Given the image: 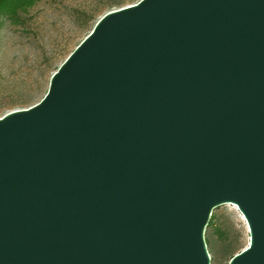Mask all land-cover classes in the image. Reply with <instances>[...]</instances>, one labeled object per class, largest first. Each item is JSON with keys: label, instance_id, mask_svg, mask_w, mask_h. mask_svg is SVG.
Here are the masks:
<instances>
[{"label": "water", "instance_id": "1", "mask_svg": "<svg viewBox=\"0 0 264 264\" xmlns=\"http://www.w3.org/2000/svg\"><path fill=\"white\" fill-rule=\"evenodd\" d=\"M227 204L264 264V0L109 11L0 118V264H211Z\"/></svg>", "mask_w": 264, "mask_h": 264}, {"label": "rangeland", "instance_id": "2", "mask_svg": "<svg viewBox=\"0 0 264 264\" xmlns=\"http://www.w3.org/2000/svg\"><path fill=\"white\" fill-rule=\"evenodd\" d=\"M38 0L16 26L9 20L0 32V118L28 108L46 94L52 74L90 33L107 12L140 0ZM93 16L88 25L84 21ZM35 94L27 104L21 101ZM225 222L240 236L244 249L249 243L246 222L233 204L216 208ZM234 212L235 215H231ZM212 257V255H211ZM219 264H225L218 258Z\"/></svg>", "mask_w": 264, "mask_h": 264}, {"label": "trees", "instance_id": "3", "mask_svg": "<svg viewBox=\"0 0 264 264\" xmlns=\"http://www.w3.org/2000/svg\"><path fill=\"white\" fill-rule=\"evenodd\" d=\"M38 0H0V32L4 22L9 20L13 25H20L30 9L36 5ZM117 0L115 4L122 3ZM93 16H88L84 23L88 25ZM35 94L29 95L21 101V104L29 103ZM231 215H235L231 212ZM225 214L212 213L206 229V243L211 257V264H219L218 258L228 264L231 258L243 247V243L238 234H235L230 225H227L224 218Z\"/></svg>", "mask_w": 264, "mask_h": 264}]
</instances>
